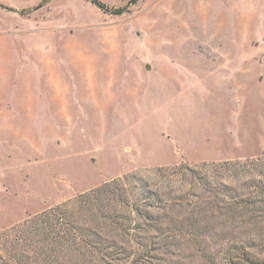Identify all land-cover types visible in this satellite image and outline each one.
I'll return each mask as SVG.
<instances>
[{"label": "rangeland", "instance_id": "rangeland-1", "mask_svg": "<svg viewBox=\"0 0 264 264\" xmlns=\"http://www.w3.org/2000/svg\"><path fill=\"white\" fill-rule=\"evenodd\" d=\"M226 161L243 172L226 182L264 198V0H141L122 16L0 0V264L16 249L45 264L25 223L103 184L136 175L174 190L181 172L166 169ZM256 232L226 236L264 262ZM176 253L205 264L190 242Z\"/></svg>", "mask_w": 264, "mask_h": 264}, {"label": "trees", "instance_id": "trees-1", "mask_svg": "<svg viewBox=\"0 0 264 264\" xmlns=\"http://www.w3.org/2000/svg\"><path fill=\"white\" fill-rule=\"evenodd\" d=\"M87 1L106 14L122 16L141 0H129L120 8ZM177 169L166 170L181 172L178 189L129 175L26 222L28 235L43 236L44 245L35 255L45 264H60V258L67 260L63 264H179L176 250L190 242L205 264H264L250 258L242 240L226 236L252 225L257 239L264 240V198H248L245 184L238 191L225 180L232 171L242 172L236 163ZM78 213L84 217L77 218ZM15 251V264H30L25 250Z\"/></svg>", "mask_w": 264, "mask_h": 264}]
</instances>
